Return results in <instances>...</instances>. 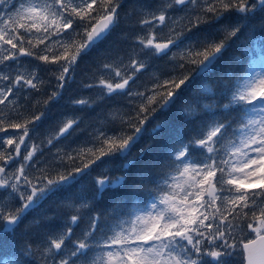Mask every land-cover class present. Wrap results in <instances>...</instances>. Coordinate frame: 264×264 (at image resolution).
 <instances>
[{
	"label": "snow or ice",
	"instance_id": "snow-or-ice-1",
	"mask_svg": "<svg viewBox=\"0 0 264 264\" xmlns=\"http://www.w3.org/2000/svg\"><path fill=\"white\" fill-rule=\"evenodd\" d=\"M121 8V0H0V231L14 233L43 200L82 186L62 227L0 264H25V255L37 253L39 264H264V68L230 66L214 79L213 97L224 103L182 109L195 125L190 136L150 159L151 144L134 151L142 137L162 132L182 91L224 59L257 11L264 13V0H164L140 9L113 43ZM105 41L94 76L80 81L98 95L67 103L81 110L112 103L84 127L83 115L51 119L80 61ZM22 58L38 64L29 69ZM154 60L164 66L153 68ZM204 110L210 115L202 119ZM49 119L50 131L37 140L33 133ZM77 133H86L80 144L61 143ZM116 158L123 174H105ZM137 160L144 162L130 181ZM128 184V197L90 212L76 234L82 209Z\"/></svg>",
	"mask_w": 264,
	"mask_h": 264
},
{
	"label": "trees",
	"instance_id": "trees-1",
	"mask_svg": "<svg viewBox=\"0 0 264 264\" xmlns=\"http://www.w3.org/2000/svg\"><path fill=\"white\" fill-rule=\"evenodd\" d=\"M122 8L121 12V22L112 31L108 38L110 42H117L120 33L127 30L130 24H134L140 19V9L156 8L157 5L164 2V0H121ZM131 12L132 15L129 16L128 13ZM170 15L178 16L181 13L170 12ZM264 19V13L257 11V13L252 17L251 22L244 29L240 40L233 43L229 52L225 55L224 59L218 62L217 66L211 73L204 74L200 77L194 78L189 85L182 91L179 98L172 105L169 112L166 114L167 122L165 123L162 132L157 135H145L142 137L140 142L136 145L134 151H139L146 144L152 145V152H149L144 159H150L152 153L158 149H161L164 144L171 142L177 137H188L192 134L195 125L189 123L183 115V108H191L193 104L202 105L204 103H209L210 105H215L217 102L224 103V100H218V98L213 97V92H215L214 79L221 73L226 72L230 66L239 65L240 67L247 69L249 66L253 65L254 59L264 56V26L261 25L260 21ZM139 29L137 28L136 31ZM108 41L102 43L97 49H94L87 57L82 59L79 63L76 73V80L71 84L67 85L62 93V96L57 105L53 106V115L51 119H55L62 113H67L69 115H83L84 120L81 127L90 123L97 113L103 114L102 110L107 108L112 101L105 102L104 104H98L93 109H79L71 108L68 106V100L70 98L88 97L90 100H94L98 95V90H84L80 87V81H87L89 77H93L94 73L92 69L97 66V64L102 59L103 48L107 45ZM239 57L238 61H231L229 63V58ZM25 67L31 68L38 64V62L31 60L30 58H22ZM164 62L161 60L153 61V68H162ZM40 75L47 79L48 70L43 66H39ZM152 72V68L149 69ZM148 74H144L140 77L138 81L139 85L146 84L148 82ZM136 87V85H134ZM205 87H210L213 89L212 92L204 91ZM44 96V92L40 93V97ZM33 99H36V95L33 94ZM23 103V101H22ZM235 107V106H233ZM216 111L215 108L212 109ZM200 117L206 118L210 115L208 110L201 112ZM51 119L46 120L40 127L36 129L33 136L39 140L43 139L48 131H50ZM156 121H153L149 127H154ZM86 133H77L69 138L67 141H62V144L70 143L73 146L80 144L85 140ZM59 146V145H58ZM144 161L137 160L136 166L127 172L129 180L131 181L136 168L140 166ZM122 161L116 158L112 161L111 172L105 174L119 175L123 174V169L120 168ZM102 172L101 168L96 169L93 176H96ZM80 183L86 185L83 188V192L87 197L92 196L93 185L91 184V178L85 177ZM81 185L73 184L68 188L55 193L53 196L43 200L38 207L26 215L24 223L20 225L15 232H2L0 231V257L7 258L9 256L16 258L20 251H22L24 243L31 240L33 245H35L46 232H51L59 229L63 226L65 218L70 214H73V205H79L82 200L81 196ZM131 194V184L124 185L119 191H110L104 194L99 200H93L89 210H81V214L84 216L79 226H73L76 230V234L84 227V223L87 219V215L94 211H107L111 206L121 198H126ZM86 202V201H85ZM47 217H52V219H46ZM39 220L40 224L36 225L34 222ZM25 225H31L27 232L24 231ZM25 264H39V254L36 255H25L23 257Z\"/></svg>",
	"mask_w": 264,
	"mask_h": 264
},
{
	"label": "rangeland",
	"instance_id": "rangeland-1",
	"mask_svg": "<svg viewBox=\"0 0 264 264\" xmlns=\"http://www.w3.org/2000/svg\"><path fill=\"white\" fill-rule=\"evenodd\" d=\"M253 65L257 67V70L264 68V56L262 55L261 57L254 59Z\"/></svg>",
	"mask_w": 264,
	"mask_h": 264
}]
</instances>
